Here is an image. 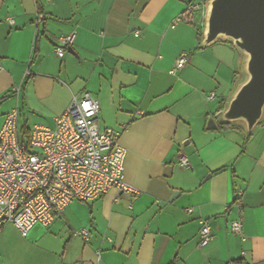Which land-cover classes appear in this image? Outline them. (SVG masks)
<instances>
[{
    "label": "crops",
    "instance_id": "0c3cea01",
    "mask_svg": "<svg viewBox=\"0 0 264 264\" xmlns=\"http://www.w3.org/2000/svg\"><path fill=\"white\" fill-rule=\"evenodd\" d=\"M191 2L0 0V128L15 107L22 134L54 127L88 92L100 102V127L122 131L125 179L137 190L73 200L27 235L8 223L0 264H264V125L249 138L207 128L241 57L227 42L199 48L202 17L188 15ZM71 33L61 58L55 44ZM204 221L212 232L201 246ZM82 228L90 240L74 234Z\"/></svg>",
    "mask_w": 264,
    "mask_h": 264
},
{
    "label": "built area",
    "instance_id": "2783aa9c",
    "mask_svg": "<svg viewBox=\"0 0 264 264\" xmlns=\"http://www.w3.org/2000/svg\"><path fill=\"white\" fill-rule=\"evenodd\" d=\"M195 12L201 15L203 25L206 0H192L187 13ZM74 39L75 33L60 36L55 53L64 57ZM186 62L187 55H183L177 66L182 68ZM214 97V92L208 95ZM100 111V102L85 92L75 96L67 110L55 118L54 127L35 125L28 136L20 129L19 107L6 115L0 128V228L12 223L27 235L37 224L51 225L73 200L91 202L112 189L137 193L125 179L128 150L120 142L122 131L102 129ZM181 161L189 165L187 158ZM242 227L241 218L231 223L236 234L242 233ZM211 232L209 223L202 222L201 246L210 241ZM74 234L85 241L91 237L88 228Z\"/></svg>",
    "mask_w": 264,
    "mask_h": 264
},
{
    "label": "water",
    "instance_id": "95a60500",
    "mask_svg": "<svg viewBox=\"0 0 264 264\" xmlns=\"http://www.w3.org/2000/svg\"><path fill=\"white\" fill-rule=\"evenodd\" d=\"M232 44L240 54L238 78L208 129L240 128L249 138L264 125V0H206L199 48Z\"/></svg>",
    "mask_w": 264,
    "mask_h": 264
},
{
    "label": "trees",
    "instance_id": "16d2710c",
    "mask_svg": "<svg viewBox=\"0 0 264 264\" xmlns=\"http://www.w3.org/2000/svg\"><path fill=\"white\" fill-rule=\"evenodd\" d=\"M224 106V102H222L221 108ZM219 128H231L230 125H220ZM24 135L28 136L29 135V130L24 129ZM235 264H242L241 261H238V263Z\"/></svg>",
    "mask_w": 264,
    "mask_h": 264
}]
</instances>
